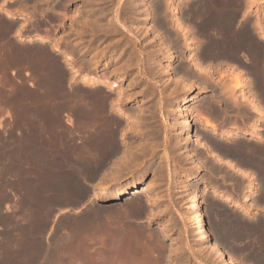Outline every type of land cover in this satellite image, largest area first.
Returning <instances> with one entry per match:
<instances>
[{
	"label": "bare ground",
	"instance_id": "1",
	"mask_svg": "<svg viewBox=\"0 0 264 264\" xmlns=\"http://www.w3.org/2000/svg\"><path fill=\"white\" fill-rule=\"evenodd\" d=\"M60 1H63V0H60ZM96 1L98 2L100 0H96ZM102 1H104V0H102ZM253 1L254 0H179V2L177 1V3H175L176 1L174 2V0H160V1L159 0H152L150 2V4L148 3L146 8H144L146 10L145 17L139 18L136 15H130L129 14L128 19L130 21L131 20L133 21V19H134L136 24H137V25L135 24L136 25L135 27L132 26L135 28V35H139V37L141 38L142 36H145L147 34L148 35L152 34V38L154 37L155 40H152L151 36H150V39H149L150 41L147 40V42H146V36H145V42L143 43V45L140 44L143 48V51H142V55H143L142 59L143 60H141V61H143V63L141 62V64H143V67H142L143 74H141V73L138 75L134 74V76H137V77L133 78L134 79L133 81L128 80L129 83L125 86V87L128 86L127 88L123 87L122 82L124 79H126L129 76L132 68H137L139 66V61H140L139 59H140V55H141L140 50L135 49V47H133V45H131L132 48H134L133 54H135V55H132L133 58H132V56H129V57L127 56L128 57L127 59L124 58L126 53L124 50L123 51L120 50L118 52L116 51V52L112 53V55L110 54V58L113 57L114 61H111V63H107V62L102 63V58H105L109 51H106V50L102 51L101 49H99V50L96 49V46L99 43V42L97 44L95 43L97 36L99 37L100 34L107 35L109 33L110 34L114 33L118 30L117 28H116L117 30L115 29V27H112V28L107 27L106 28V26L104 25V27H100V29H98L99 27L96 25L97 26L96 29H98V30L95 29L96 30L95 32L94 31L91 32L92 33V35L90 36L91 39L89 40V38H88V40L90 41V44L86 50L84 49V51H79V47L81 46V44H80V46H78V44H79L78 42H80V40H79V41H76L75 43H73L72 45L69 44L68 47H71L70 49L68 48L70 50V52L69 51L66 52L63 50L61 51V52L65 53V56L68 59L70 58L69 59L70 61L72 59V61L70 63L71 65L69 64L71 69H72V71H71L72 75L68 78L69 84L67 83L68 85L64 86V79H66L67 76L64 75L65 73L59 72V70L61 68L59 66L60 63H59V65L57 63H55V70H54L55 81L53 80L55 86H53V82H51L53 78H51V77L48 78V79H51V81H50L51 87L53 86L52 89H51V87L50 88L48 87V89H51V92H52V90H55V93H53V94H55L54 95L55 104H53L54 102L52 103L53 105H55V108L52 107V109L55 110V142H54L55 143V149H53L55 151V172L54 173L49 172V173H44V174L55 175V176L50 175L51 177H53V182H54L53 187H52V189H53L52 193L53 194L49 198L48 197L45 198L46 196H44L43 194H41V192H39V188L37 186L36 187L32 186L33 185L32 184V178H31L33 176L32 171L28 170L27 173L24 174V175H26L25 176L26 179L23 178L24 175H21L23 172L19 171L21 173V174H19V172L17 171V173L14 174V175L19 174L18 181H20L22 179H24L26 181V184L23 182L24 180L22 181V183H24L28 187V188H26L24 186L26 188V189L25 188L24 189L27 190L26 191L27 195H26V200H25L26 201V212H27L28 218L29 217H31V219L34 218L33 220L35 221V227H36L35 231L37 233H40L42 231L41 230L42 227H43V229H45L44 227L47 226V216L49 215V213H51V210L53 209L51 206H53L54 204H55V206L60 205L62 203H63V205H66L67 203L66 204H64V203L69 202V201H72L71 203H73V202L78 203L80 201H83V200L86 201L87 200L86 202L83 201L86 204L82 203L83 204L82 208H80V209L77 208L76 210H74L75 208H73L74 211H71L72 217L68 216L71 219L69 218V220H67L66 222L64 221L66 224H68L69 230L67 229V231H65V229L63 228L64 227V225H63L64 223H63L62 229L64 231H61V232L65 233V234L58 236L57 233L55 232L56 233L55 236H58L57 238L55 237V252L53 253V255L49 254L50 259H52V257H50V256H54V254H55V256L53 257V259L55 258L54 259L55 264H174L171 261V258L173 259V256H175L176 253L178 254V252H176V251H178L179 249L175 251V248H173L171 245H169V244L166 246H165V244L163 245V240L166 239V237L168 236V234H167L168 228H166L168 226L165 225L166 226L165 227L163 225L162 226L156 225L154 227V233H150V232L148 233L147 228H146L147 231H145L144 226H142V227H144V229L140 228L141 230H143V232L142 231L139 232L140 229L138 230V228H136V227H135L137 229L136 231H138V232L136 233L133 231L134 228L132 225L134 224V222L138 218L139 214L147 212L149 216H151L153 218H155V217L157 218L158 216L163 215L166 212V209L168 208V207L166 208L163 206L164 207L163 209L162 208L161 209H155V208H160V206L163 204V203L161 204V201H162L161 198L159 199V197H158L161 195H158L155 192L154 186L156 185V183H153V181L156 182L155 180L151 179V180H153L151 183H147L145 181L142 183L143 179L145 178V174H143L140 177V184L134 185L130 191L128 190V188H126L127 184L124 188L118 189V191L113 196L114 198L119 199V198L123 197L125 194H130V197H128V199H127L128 201L126 199H124V200H126V202L124 201L125 205H119V206L95 203L92 200V198H94L96 196L95 188L98 187V188H104L105 189V188L109 187L110 184L119 183V180L122 178V176L126 175L129 171H134L135 169H137L138 166L144 164V162H146L148 160L153 161V159L157 155V150L159 147H161V149L163 150L162 151L163 153L161 152V160L166 162V163H167V160L169 162L171 160V158L173 157V156H171V154L168 153V151H167L168 147L173 148V150L174 149L178 150L179 148L184 147L185 148L184 151H186V153H184V155L189 157L191 159V161L193 162V169L199 170L200 167L203 166L202 165L203 163H201V161H202L201 159L199 160L196 157V152L194 153V151H196V149H198V148H202V149H206L208 151L207 153H209V156L212 157L214 159V161H217L218 163L223 164V166L225 165L226 167H228L230 169H234L236 167L231 162L230 156L228 155V151L231 149H240L241 151H245V150L248 151L249 146L245 141L246 140L245 134H253L255 136H259L258 135V126L256 123L259 120V118L264 114V26L262 24L263 22H262L261 17L259 18L258 15H257L255 20L252 19V15H253L252 14V12H253L252 7H253V5L257 4L256 2L254 3ZM259 1H260L261 5L264 4V0H259ZM15 2H17V0ZM93 2H95V0ZM106 2H107V0H106ZM131 2H132V0H131ZM131 2H129L130 5H131ZM13 3H12V5H13ZM26 5H28V4L26 3ZM63 5L66 6V3H64V2L61 3V6L64 8ZM98 5H99V3H98ZM103 5H104V3H103ZM105 5H106V3H105ZM116 5H117V3H116ZM123 5H124V3H123ZM141 5H143L142 1L133 0L132 5L130 6V7L135 6V8H136V11L133 13H138V7ZM2 6H3V4H2ZM8 6H9V3H8ZM24 6H23V8H25ZM90 6H91V3H90ZM96 6H94V7H96ZM4 7L2 8L0 5V13H2L4 18H6L8 21L6 20V22H3L2 21V20H4L3 16H2V19L0 18L1 19L0 20V35L5 34L6 32H8L12 29V25H15L13 23L15 19L17 20V19L23 18L22 16L15 13L17 10L14 12L11 10H6V9H4ZM35 7H33V8L35 9ZM82 7H83V5H82ZM100 7H101V5H100ZM257 7H258V5H257ZM92 8H93V6H92ZM64 9H63V11H65ZM77 9H79V8H77ZM98 9H99V7H98ZM107 9L108 8H106V10ZM258 9H260V8H258ZM258 9H255V14L259 13ZM100 10H102V9L100 8ZM140 10H142V9L140 8ZM63 11H61V13ZM89 11H88V13H89ZM124 11H125V9H124ZM23 12H26V11H23ZM73 12H75V11H73ZM128 12H130V11H128ZM63 13L65 15V12H63ZM99 13H101V12H99ZM104 13H106V12H104ZM56 14H57V12H56ZM79 14H80V12H79ZM81 14H80V16H81ZM161 14L163 15V17L161 16ZM21 15H22V13H21ZM29 15H31V14H29ZM32 15H33V13H32ZM99 15H101V14H99ZM71 16H73V15H71ZM101 16H99V17H101ZM124 16H123V18L122 17L121 18L127 20V17H124ZM261 16H262V14H261ZM61 17L63 18V16H61ZM110 17H109V19H112ZM94 19H95V17H94ZM139 19H141V21L150 20L151 22H153V25H151V27L149 25V28L145 27L146 29L144 30L145 25H143V24L139 25V23L136 21ZM166 19L168 20V22H166ZM91 21H90V23H93V21L92 22ZM27 22H29V21H27ZM71 22L74 24L73 21H71ZM61 23H62V21H61ZM85 23H87V22H85ZM98 23H100V22H98ZM121 23H123V22H121ZM75 24H76V22H75ZM108 24H110V26H111V22ZM19 25H21V24H19ZM87 25H89V24H87ZM92 25L94 26V24H91V26L89 25V27H91V29H92ZM100 25H102V24H100ZM26 26H28V24ZM13 27H15V26H13ZM78 27H79V25H78ZM18 28L20 29V26ZM33 28H34V26H33ZM79 28H81V27H79ZM85 28H87L86 25H85ZM127 28H128V25H127ZM19 29L18 30L15 29L16 32L14 31L16 33V35L15 34L14 35L16 36L17 41H19V43L20 42H31V41H38L41 43L46 42V39L42 36V34L41 35L40 34L32 35L29 33L27 35L26 34L22 35V34H20ZM21 29H24V28L22 27ZM39 29H41V28H39ZM128 30H129V28H128ZM70 32H71V30H70ZM75 32H77V31L75 30ZM79 32L80 31H78V33ZM117 32H119V31H117ZM82 34L86 35L85 33H81V35ZM114 34H116V33H114ZM133 34H134V32H133ZM77 35L78 34H76V36ZM0 38H2V37L0 36ZM140 38H138V39H140ZM135 39H137V37H135ZM62 41H63V39H62ZM114 41H115V39H114ZM130 41L131 40H129L128 42L130 43ZM81 42H82V40H81ZM117 42H119V41H117ZM149 42H151V44H149ZM110 43H107V44H110ZM59 44H60V42H59ZM133 44H135V42ZM119 45H120V43H119ZM129 45L130 44H128V46ZM125 46H127V45L125 44ZM52 47L54 48V50H58L57 45H55V47L54 46H52ZM22 51H23L22 54H20V51H19L20 56L22 55L24 57V56H26L27 53H28V55L33 54V55H35L34 57L39 58V60H38L39 62H40V58L43 60V58H44L43 55L45 54L43 52L44 48L43 49H40V48H38V49H35V48L34 49H25V47H24V50H22ZM130 51L131 52H129V53L133 52V50H130ZM101 52H102V54H101ZM15 55H17V54H14V56ZM86 55H88V57H86ZM17 56H15V57H17ZM26 57L28 58V56H26ZM130 57L132 59H135V60L134 61L132 60V62H131ZM38 58H36V59H38ZM24 59H25V57H24ZM122 61H124V62H122ZM45 62L46 61H44V63H42V65L39 63L40 67L42 66L41 68H43V64L45 65ZM48 63H47L48 68H50L49 65H51V64H50V62H48ZM39 64H37V65H39ZM118 64H120V65H118ZM74 65L77 66V68L74 67ZM111 66H113V67H111ZM44 68H47V67L45 66ZM53 69L50 68V70H53ZM80 69H85V73H83L82 75L80 74V78H79V77H76V75ZM50 70H49V73L47 71L46 74L48 73V75H49ZM45 71H46V69H45ZM60 71H62V70H60ZM28 72H29V70H28ZM51 73H53V72L51 71ZM118 73H120V75H117ZM29 74H31V73L29 72ZM29 74H27V72H26V75L29 76ZM50 75L52 76V74H50ZM131 78H129V79H131ZM142 78L147 80V82H145V81L144 82H145V86L148 87L147 91L149 93V94H147L148 96L145 100H143V102L148 101L150 103H148V105H145V107H142V106L141 107H139V106L135 107V106H132V102H134L136 99L138 100V95H140L139 93H141L140 96H144L147 92L145 93V89H144V91H142V89L144 88V86H143L142 89H140V90L138 89L139 90L138 94L134 90L136 92L135 97H134V93L131 92V86L132 85H135V86L140 85L143 81ZM148 78L150 79L151 83L148 82ZM19 81L20 80H17L18 83H20ZM29 81H30V79H29ZM28 83H29L30 87H34L35 82L33 83V80L28 82ZM158 85H160L159 90H158ZM1 86H2L1 87L2 89L0 91V112L3 111L2 105L5 104V100H7V102H8V97L10 99L14 98L12 95L9 96V93L7 92V89H9V88H5L3 85H1ZM37 87L39 89V86H37ZM193 88H198L201 91L206 90V89H209V90L211 89L213 91V94L210 96H198V97L192 98V97H189L187 92H189ZM11 89L12 88H10L9 91H11ZM40 89H41V87H40ZM35 90H37V89H35ZM35 90L34 91L31 90V91L35 92ZM27 92H28V94L26 93L25 96H28L30 94L29 93L30 91H27ZM33 92H31L32 95L34 94ZM49 92H50V90H48V93ZM36 94L39 96L37 97ZM36 94H34V97L36 98L35 101L37 100V98L41 99L40 94L38 93V90H37ZM53 94H51V95H53ZM14 100H16V99L14 98ZM34 103H36V102H34ZM18 104H22V103L19 102ZM39 104H40V100H39ZM143 104L144 103H142V105ZM40 105L38 106L39 108H41V106H42V105L41 106ZM34 106H36V108H37V105H34ZM49 107H51V106H49ZM149 107H151V110H149V111H152V109H154L156 111V110L161 109V108L164 110V112H162L163 120L161 122L162 124H160V127L157 126V124H154L155 126L150 125L151 123H150L149 119H151V118L148 119V117L152 113L150 114L148 112ZM36 108H34V109H36ZM230 108L237 109L238 111L242 112L243 114L248 112V111L253 112V113H255L256 117H255L254 121L250 125H247V126L232 123V125H234V126L230 127L226 123V121H224L225 119L221 123L217 122V118H216L215 113H217V112L226 113V112H228V109H230ZM25 110L23 111L25 113L24 115H22L23 112L21 113L22 116H27L26 114H28L30 112L31 117H27V119L28 118L30 119L32 117H36V116H33L31 114V111H30L31 108L29 109V111L26 110L28 113H26ZM39 110H38V114L36 112V115L38 116L37 119L40 118L39 114H41V113H39ZM42 110H44V109L42 108ZM48 111H50V110H48ZM48 111H45V113H49ZM189 111L190 112L195 111L197 114V117H195L193 122L186 119V117L189 115ZM40 112H42V111H40ZM152 112L154 113V111H152ZM32 113H33V111H32ZM33 114H35V113H33ZM162 114H160V116ZM42 115H46V114H44V113L41 114V117H42ZM50 115H51V112H50L49 116ZM47 116H48V114H47ZM63 116L65 118L63 120L64 121L63 123L66 124V127H64L62 125V122H61ZM144 116H145V119L142 121V118ZM153 117H155V116H153ZM47 118L49 119V117H47ZM22 119H23V117H22ZM27 119H26V121L29 120V119L28 120ZM41 119H43V118H41ZM157 120H156V122H157ZM30 121H31V119H30ZM49 121H51V119H49ZM151 121H152V119H151ZM156 122H154V123H156ZM32 125H30V126L32 127ZM193 125H196V126L199 125L202 127L201 129H205L206 132L208 131V137H209L208 140L211 139L212 140L211 142H214L215 144H217L216 147H218V148L215 149L214 148L215 146L212 147L211 144L207 143L208 142V140H206L207 134L205 135L202 132L204 134V136H206L204 138L202 133L196 131L197 129L196 130L191 129ZM40 126L41 125H39V127ZM143 126H145L146 129ZM0 127H1V125H0ZM178 127H180V129L177 130ZM41 128H42V126H41ZM41 128H39V129H41ZM32 129H34V128L32 127ZM36 129H37V127H36ZM190 129H191V131H190ZM38 130H37V132H38L37 134L35 132H33L32 130L31 131H32V134L34 133L33 135L36 134L40 138L41 135L39 136V133L41 132V130H39L40 132ZM174 130L177 131V133H176L177 138L174 139L175 141H172L169 137H167L169 135H166V134L171 133ZM186 132H188V133L190 132L189 137L187 135L185 136ZM31 135L29 136L30 139H28V136L25 138L28 140L27 141L25 140L26 141V144H25L26 147L25 148L23 147L24 148L23 151H25L26 154H28L27 152H30L31 156H32V153L34 150H35L34 153L39 152L37 154H40V155L48 154V152H46V150H45L46 153L43 151L44 150V148H42L43 143L38 141L39 140L38 138H37V140H35L36 136L34 137L32 135L34 138V140H33L31 138L32 137ZM129 135L131 136L130 139L128 138ZM160 135L162 136L161 139L158 138V137H160ZM227 137H232V138L229 141L222 142V140L226 139ZM257 138H259V137H257ZM23 140L24 139H22V141ZM41 141H43V140H41ZM17 142H19V141H17ZM190 142H194V144L197 146V148H194V151L190 150L191 148L190 149L187 148V145ZM44 143H47V142L44 141ZM4 146H6V145L4 144ZM18 146H19V144H18ZM22 146H24L23 143H22ZM19 147H21V146H19ZM19 147H18L17 152H19V150L22 151V147H21V149ZM15 149H14V151H15ZM202 149H200V150H202ZM5 150L3 148V151H2L3 156H0V157L4 158L5 155L3 152ZM258 151L261 154L259 158L245 156L242 158L241 162H243L244 164H249L255 168H258L259 175L262 176L264 179V148L261 147V148H259ZM5 152H7V150ZM22 152H20V153H22ZM25 152H24V154H25ZM42 152H44V154ZM169 152L171 153L172 151L169 150ZM5 154H7V153H5ZM177 154L179 155V153H176V155ZM0 155H1V152H0ZM15 155L17 156V155H19V153H17V154L15 153ZM30 155H26V157L27 156L30 157ZM33 155H35L34 157L37 156L36 154H33ZM184 155H182V156L184 157ZM224 156H226L228 158H225ZM37 157H39V156H37ZM179 158H181V157H178V159L176 158L177 161L181 160ZM184 158H186V157H184ZM175 160L173 159V161H175ZM158 161H159V159L157 160V162ZM159 163H161V162H159ZM162 164H165V163H162ZM162 164L160 165L161 167H162ZM176 164H178V163H176ZM214 164H215V162H214ZM173 165L175 166V164H173ZM178 165H181V164H178ZM213 165H211V167ZM3 168H4V166H3ZM242 168H243L242 165L239 166L237 169V173L248 179V184L246 185L247 187L244 188L245 190L243 192L244 193V196L242 199V202H243V201L249 200L250 195L255 192V189H256L255 184L257 182H255V179L253 178V176H251L250 174L248 175ZM157 169H158V167H157ZM163 169H164V167H163ZM173 169L174 168H172L171 170H173ZM211 169H213V167ZM164 170H162V171H164ZM165 172H164V174H166ZM0 173H1V171H0ZM169 173H168V175L170 176ZM34 174H35V172H34ZM39 174L43 175L42 173H38L36 175H39ZM161 175L165 177L167 174L163 175L161 173ZM161 175H158V177ZM171 175H172V173H171ZM194 175H195L194 172L183 171L182 173L179 174V179H178L177 186H176L177 187V190H176L177 196L176 197H179L181 199L182 197L184 198L185 196H188L187 198H184L187 200V201H184V202H186V205H184L182 207V209L180 208V210L177 211V216L180 217V219H182V221L186 224V226L184 228V232H182V231L181 232L184 233L186 236H188L189 232H191L195 236V238L193 239L194 244L192 245L193 250L195 252L200 253V255H202V253L204 255V252L208 250V252L211 255H213L216 258V260H219L220 264H236L235 260L230 256V254L228 255V252L226 253L224 251V249H222L223 247H221V243H220L221 241L220 240H222V241L227 240V242H228L229 237L237 236V232H239V231H238V229H234V230L230 231L231 235L229 234L227 236L226 235L227 232H226V234L222 232V230L224 228L223 227L224 224L222 225V224H220V222H219V224H217V222L216 223L214 222L216 224V226H215L216 230L215 229L214 230L217 231V234L223 233L222 237H224L223 236L224 234L226 236L224 237V239L221 238L220 240L217 238V236L212 237L213 235L210 234L211 231H209V227H207V221L205 219L206 213L203 210L204 208L202 209V206H201L202 205V194L204 192H206L205 190H208L209 188H211V190H209L212 192L211 193L212 196L210 195L211 197L222 196L221 198H222L223 202L232 203L236 207L241 206V201L236 200V197H233L232 194L222 195V192H223L221 189L222 186L219 187V185H218L219 183H217L216 185H218V186L213 184V185H215V187H211L210 181H212V180L208 179V178H205V179H203L204 177L202 178L204 185L199 184V185H196L195 187L192 186V185H194V184H192V179H193ZM222 175H224V174H222ZM222 175H219V176L223 177ZM164 177H162V179ZM168 178H166V179H168ZM160 179H161V177H160ZM208 180H210V181H208ZM162 181L164 182V180H162ZM262 181H264V180H262ZM37 182H39V179L37 180ZM14 183L12 181L13 185H15ZM20 183H21V181H20ZM226 183H227V181H226ZM38 184H40V183H38ZM159 184H161V183H159ZM43 185H45V184H43ZM118 185L120 186V184H118ZM173 185H175V184H173ZM222 185H223V183H222ZM40 186L42 187V185H40ZM9 188H11V187H9ZM262 188H264V187H262ZM5 190L6 189H3V190L1 189V191H5ZM158 190H160V189H158ZM40 191H42V190H40ZM166 193H168V192H166ZM2 194H4V193H2ZM41 195H43V196H41ZM155 195L157 197H155ZM143 198H144V200H143ZM261 198H262V200H264V192H263ZM19 201H21V199ZM71 203H68V204H71ZM80 203H78V204H80ZM210 204H211V202H210ZM74 205L76 206V204H74ZM211 205H213V204H211ZM67 206H69V205H66V207ZM6 209L9 211V213L12 216H10V219H9V217L6 219L4 218L5 219V220L3 219L4 222H1L3 225L2 224L0 225V227H4V230H5L4 234H0V264H22V260L24 261V259H25L24 257L25 256L27 257L28 255H29V258H30V256L32 257L34 264H35V261L37 262V260L38 259L40 260V258L42 260L44 258V260H45V258H46L45 256L49 251L47 252V246H44V244H41L43 241L40 242L41 245H38L34 242H32L33 244L30 242L25 243V241H23L24 239L19 240L18 237H15L16 235L22 236L20 234V228H19V230L17 229V227H19V225H17V224L20 221V215L17 216V213L18 212L20 213V211H19L20 207L19 206H14V207L10 206L9 207V205H8ZM16 209L18 210L17 213H16ZM71 212H70V214H71ZM208 212H210V211H208ZM141 215H143V214H141ZM4 217H6V216H4ZM262 217H264V216H262ZM66 219H64V220H66ZM149 219H150V217H149ZM234 219H236V218H234ZM259 220H258L257 227H258V225L261 226V224L264 225V220H262V221H259ZM58 222H57V224H58ZM226 222H224V223H226ZM235 222H236V220H235ZM237 222H240V221L237 220ZM61 223H62V221L59 222L58 225L56 224L55 231L60 228ZM255 223L256 222H254L252 224L255 225ZM227 224H229V222H227ZM231 225H226V226H229L228 227V229H229ZM238 225H240V223H238ZM15 226H16V229H13V227H15ZM130 226L133 230L130 228ZM232 226H234V225H232ZM10 227H11V230L12 229L14 231L18 230V232H15V233L12 230L14 233V234L13 233L12 234L14 236L13 235L10 236L8 233V229ZM67 227H65V228H67ZM241 227H243L242 224H241ZM246 227H247V225H246ZM251 227H252L251 231L253 232V229H255V228L253 226H251ZM235 228H238V226ZM248 228H249V226H248ZM258 228H260V227H258ZM262 228H264V226H261L260 229H262ZM239 229H241V228H239ZM249 229H247V230L250 231ZM235 230H237V232ZM259 230L256 228L255 231L259 232ZM244 231H246V229ZM261 231H263V229L260 230V233H261ZM144 232H147V233H144ZM41 233H44V232L42 231ZM247 234L249 235V232L245 233V236H247ZM250 234H252V233L250 232ZM238 236H237V238H238ZM241 237L244 238V236H241ZM241 237H239V239H242ZM249 237H250L249 239H252L251 235H249ZM259 237L257 236L256 239L254 238L257 241H256V243H254L255 240H253L254 241L253 244H260L261 237H260V239H257ZM263 238H264V236L262 237V239ZM37 239H36V241H38V243H39V240H37ZM29 240H30V238H29ZM40 240H41V238H40ZM259 240H260V242L257 243ZM236 241H238V240H236ZM245 242H249V241L246 240ZM184 243H186V242H184ZM186 245H187V243H186ZM248 245H250V244H248ZM253 246H255V245H253ZM262 246L264 248V244ZM237 247H239V246H237ZM247 247L250 250L251 246H250V248H249V246H247ZM256 247H258V246L256 245ZM260 247H261V244H260ZM48 248H49L48 250L51 251L50 247H48ZM176 248H177V246H176ZM178 248H179V246H178ZM258 248H255V249L259 250ZM260 250L264 251V249L262 250L261 248H260ZM182 251H184V250H182ZM240 251H241V249H240ZM195 252H193V253H195ZM198 253H197V255H198ZM258 253H259V251H258ZM263 254L264 253L262 252V255ZM208 256H209V254H207V257ZM47 257H48V255H47ZM176 257L178 258V256H176ZM250 257H252V256H250ZM255 257H257V256H255ZM258 257H260V256H258ZM27 258H26V260H27ZM260 259H263V257L262 258L260 257ZM31 260L29 261L30 263H32ZM54 260H52V261H54ZM249 261H251V260H249ZM252 261H254V260H252ZM262 261H264V260H262ZM42 262H44V261H42ZM256 262L259 263V261H256ZM258 263H255V264H258ZM27 264H28V262H27ZM40 264H41V262H40ZM182 264H183V262H182ZM194 264H203V263H201L199 261H195ZM217 264H218V262H217Z\"/></svg>",
	"mask_w": 264,
	"mask_h": 264
},
{
	"label": "rangeland",
	"instance_id": "2",
	"mask_svg": "<svg viewBox=\"0 0 264 264\" xmlns=\"http://www.w3.org/2000/svg\"><path fill=\"white\" fill-rule=\"evenodd\" d=\"M16 0H13V2H15ZM19 0H17V2H18ZM27 1V4L29 5H26V4H24L23 6L25 7V8H23V6L21 5H19V3L18 4H16V3H13V5L11 4L10 6H8V5H4L3 4V6H2V4H1V7L3 8L4 6V9H6V10H11V11H16L15 13H17L18 15H20V16H22L23 18L21 19H15L14 20V24L15 25H12V31L10 30V31H8L7 33H5V34H3V35H1V39L2 40H6V41H8L7 43H6V45H8V47L10 48V53H8V52H5L4 51V48H5V45L4 44H2L1 46H0V74H4L5 72H6V68H5V61H10L11 62V70H14V71H27L28 72V70H29V72L31 73V74H29V72H28V74H29V76L27 75V76H25V77H11V78H4V77H1L0 78V91H1V85H3L5 88H12L11 89V91H9V89H7V92L9 93V96H10V93L11 92H13V93H18V94H20L21 95V97H22V101H23V103L24 104H28V105H31V104H39V100H40V104H50L51 102H52V97H51V95H48V96H44V95H42L43 93H46V91L47 90H50V92H51V89H52V87L53 86H55V84H54V82H53V80L55 81V73H54V70H55V63H57L58 65H59V63H60V70H62V71H60L59 70V72L61 73H65L64 75H66L67 77H66V79H64V86L65 85H68L69 84V82H68V78L72 75V69H71V67H70V63H71V61H72V59H71V61L65 56V53H63V52H61L62 50L63 51H66V52H70V48L71 47H68L69 46V44L70 45H72L73 43H75L76 41H79L80 40V42H78L79 44H78V46H80V44H81V46L79 47V51H84V49L86 50L87 48H88V46H89V44H90V39H91V35H92V33L91 32H95L96 30H98V29H100V27H104V25L106 26V28L108 27H115V29L117 30V31H119V32H114V33H116V34H114V33H109V34H107V35H104V34H100L99 35V37L97 36V38H96V40H95V43L97 44L98 42V44H97V46H96V49H101L102 51L104 50H106V51H109L108 53H107V55H106V59L105 58H102V63H111V61H114V59H113V57H111L110 58V54L112 55V53H114V52H118V51H125V53H126V55H125V57L124 58H128L129 56H132V55H135V54H133L134 53V48H132V46L131 45H133V47H135V49H139L140 50V54L142 55V51H143V48H142V46L141 45H143V43L145 42V36H146V42H147V40L148 41H150L149 39H150V36H151V39L152 40H155V38L153 39L152 38V34H147V35H145V36H142L141 38L139 37V35H135V26L137 25L136 24V22H135V20L133 19V21L131 20H129L128 19V15L130 14V15H136V16H138L139 18H142V17H145V14H146V10L144 9V8H146V6L148 5V3L150 4V2L152 1V0H140V1H142L143 2V5H141V6H139L138 7V13H133V12H135L136 11V8H135V6H133V7H130L131 5H132V3H133V0H132V2H131V0H107V2H106V0H104V1H102V0H100V1H96L95 0V2H93L94 0H63V1H60V0H26ZM57 1V2H56ZM60 1V2H59ZM146 1V2H145ZM160 1V0H159ZM176 1V2H175ZM177 1L179 2V0H174V2L175 3H177ZM59 2V3H58ZM66 3V6H64V8L61 6V3ZM84 2V3H83ZM86 2V3H85ZM102 2V3H101ZM110 2V3H109ZM129 2H131V5H130V3ZM254 3L256 2L257 4L256 5H253V12H252V19L253 20H255L256 19V17H257V15H258V17L260 18L261 17V19H262V24H263V26H264V4H260V1L258 0H254L253 1ZM90 3H91V6H90ZM98 3H99V5H98ZM103 3H104V5H103ZM105 3H106V5H105ZM116 3H117V5H116ZM123 3H124V5H123ZM128 3V4H127ZM37 5V6H36ZM57 7H56V6ZM82 5H83V7H82ZM97 5V6H96ZM100 5H101V7H100ZM103 5V6H102ZM110 5V6H109ZM123 5V6H122ZM130 5V6H129ZM257 5H258V7H257ZM32 6V7H31ZM36 6V7H35ZM88 6V7H87ZM92 6H93V8H92ZM94 6H96V7H94ZM106 6V7H105ZM144 6V7H143ZM13 7V8H12ZM22 7V8H21ZM33 7H35V9L33 8ZM65 10V11H63V9ZM82 7V8H81ZM98 7H99V9H98ZM105 9H104V8ZM257 7V8H256ZM8 8V9H7ZM17 8V9H16ZM19 8V9H18ZM27 8V9H26ZM32 8V9H31ZM77 8H79V9H77ZM97 8V9H96ZM100 8L102 9V10H100ZM106 8H108L107 10H106ZM132 8V9H131ZM140 8L143 10H140ZM258 8H260V9H258ZM26 9V10H25ZM30 9V10H29ZM34 9V10H33ZM37 9V10H36ZM82 9V10H81ZM93 9V10H92ZM124 9H125V11H124ZM255 9H258V14H255ZM28 10V11H27ZM42 10V11H41ZM58 10V11H57ZM67 10V11H66ZM90 10V11H89ZM22 13V15H21V13ZM23 11H26V12H23ZM44 11V12H43ZM61 11H63V12H65V15H64V13L62 12L61 13ZM73 11H75V12H73ZM82 11V12H81ZM88 11H89V13H88ZM118 13H117V12ZM128 11H130V12H128ZM140 11V12H139ZM29 12V13H28ZM33 13V15H32V13ZM37 12V13H36ZM39 12V13H38ZM41 12V13H40ZM46 12V13H45ZM56 12H57V14H56ZM79 12H80V14H81V16H80V14H79ZM99 12H101V13H99ZM104 12H106V13H104ZM145 12V13H144ZM24 13V14H23ZM28 13V14H27ZM59 13V14H58ZM73 13V14H72ZM88 13V14H87ZM91 13V14H90ZM104 13V14H103ZM133 13V14H132ZM162 13V12H161ZM29 14H31V15H29ZM56 14V15H55ZM99 14H103L102 16L101 15H99ZM106 14V15H105ZM112 14V15H111ZM117 14V15H116ZM119 14V15H118ZM163 14V13H162ZM161 14V16L163 17V15ZM260 14V15H259ZM261 14H262V16H261ZM59 15V16H58ZM71 15H73V16H71ZM76 17H75V16ZM79 15V16H78ZM86 15V16H85ZM125 15V16H124ZM255 15V16H254ZM2 16H3V14H0V18L2 19ZM37 16V17H36ZM57 16V17H56ZM61 16H63V18L61 17ZM66 16V17H65ZM71 16V17H70ZM99 16H101V17H99ZM111 16V17H110ZM113 16V17H112ZM123 16L124 17H127V20L126 19H122L123 18ZM28 17V18H27ZM61 17V18H60ZM75 19H74V18ZM82 17V18H81ZM94 17H95V19H94ZM109 17L110 18H112V19H109ZM122 17V18H121ZM3 18H4V16H3ZM56 18V19H55ZM69 18V19H68ZM72 18V19H71ZM82 20H81V19ZM106 18V19H105ZM0 19V20H1ZM35 19V20H34ZM93 19V20H92ZM6 18H4V20H2L3 22H6ZM33 20V21H32ZM48 20V21H47ZM62 21V23H61V21ZM73 21L74 22V24L71 22V21ZM85 22H87V23H85ZM92 20L93 21V23H90V21ZM108 22V23H110L111 22V26H110V24H108L106 21ZM111 20V21H110ZM8 21V20H7ZM27 21H29V22H26ZM83 21V22H82ZM89 21V22H88ZM91 21V22H92ZM110 21V22H109ZM126 21V22H125ZM138 23H139V25H145L144 26V30L148 27L149 28V25H150V27H151V25H153V22H151L150 20H143V21H141V19H139V20H136ZM16 22V23H15ZM25 22V23H24ZM56 22V23H55ZM75 22H76V24H75ZM82 22V23H81ZM95 22V23H94ZM98 22H100V23H97ZM106 24H105V23ZM113 22V23H112ZM121 22H123V23H121ZM128 22V23H127ZM132 22H134L132 25L130 24V23ZM166 22H168V20L166 19ZM12 23V24H13ZM59 23V24H58ZM19 24H22V26H20ZM28 24V26H26ZM30 24V25H29ZM57 24V25H56ZM79 25V27H81V28H79L78 27V25ZM81 24V25H80ZM87 26V28H85V25ZM87 24H89L90 26H91V24H94V26L92 25V29H91V27H89V25H87ZM100 24H102V25H100ZM136 24V25H135ZM17 25V26H16ZM71 25V26H70ZM99 27L98 29H96L97 28V26ZM109 25V26H108ZM114 25V26H113ZM127 25H128V28H129V30H128V28H127ZM131 25V26H130ZM13 26H15V27H13ZM20 26V29L18 28ZM33 26H34V28H33ZM67 26V27H66ZM96 26V27H95ZM117 26V27H116ZM125 26V27H124ZM132 26H134V27H132ZM24 28V29H21V28ZM75 27V28H74ZM77 27V28H76ZM95 27V28H94ZM146 27V28H145ZM39 28H41V29H39ZM127 28V29H126ZM134 28V29H133ZM15 29L16 30H20V34H22V35H27V34H32V35H36V34H42V36L46 39V42H44V43H41V42H38V41H31V42H20L19 43V41H17V38H16V31H15ZM26 29V30H25ZM29 29V30H28ZM36 29V30H35ZM73 29V30H72ZM89 31H88V30ZM96 29V30H95ZM38 30V31H37ZM70 30H71V32H70ZM75 30L77 31V32H75ZM84 30V31H83ZM92 30V31H91ZM143 30V31H144ZM15 31V32H14ZM28 31V32H27ZM67 31V32H66ZM78 31H80L81 33H85L86 35H84V34H82L81 35V33L79 34L78 33ZM87 31V32H86ZM11 32V33H10ZM132 32V33H131ZM133 32H134V34H133ZM65 33V34H64ZM75 33V34H74ZM122 33V34H121ZM10 34V35H9ZM13 34V35H12ZM15 34V35H14ZM75 36H74V35ZM76 34H78L77 36H76ZM122 36H121V35ZM71 35V36H70ZM114 35V36H113ZM111 38H110V37ZM121 38H120V37ZM124 36V37H123ZM137 37V39L138 38H140V39H135V37ZM5 37V38H4ZM129 37V38H128ZM4 38V39H3ZM65 38V39H64ZM69 38V39H68ZM88 38H89V40H88ZM115 39V41H114V39ZM119 38V39H118ZM125 38V39H124ZM131 40L130 41V43L128 42L129 40ZM62 39H63V41H62ZM85 39V40H84ZM87 39V40H86ZM142 39V40H141ZM81 40H82V42H81ZM84 40V41H83ZM127 40V41H126ZM151 40V41H152ZM111 43H110V42ZM117 41H119V42H117ZM141 41V42H140ZM54 42V43H53ZM59 42H60V44H59ZM66 42V43H65ZM116 42V43H115ZM122 42V43H121ZM126 42V43H125ZM132 42V43H131ZM135 42V44H133ZM64 43V44H63ZM87 43V44H86ZM107 43H110V44H107ZM119 43H120V45H119ZM124 43V44H123ZM130 44L129 46H128V44ZM20 44V45H19ZM116 44V45H115ZM125 44L127 45V46H125ZM138 44V45H137ZM141 44V45H140ZM149 44H151V42H149ZM51 45V46H50ZM55 45H57V47H58V50H54V48L52 47V46H54L55 47ZM106 45V46H105ZM122 45V46H121ZM25 47V49H38V48H40V49H43L44 48V58H43V60L40 58V62L38 61L39 60V58L38 57H34L35 55H33V54H31V55H28V53L26 54V56H28V58L26 57V56H24L25 57V59H24V57L22 58L21 56H20V54H22L23 53V51L22 50H24V47ZM29 46V47H28ZM65 46V47H64ZM101 46V47H100ZM104 46V47H103ZM31 47V48H30ZM67 47V48H66ZM83 47V48H82ZM122 47V48H121ZM131 47V48H130ZM69 48V49H68ZM103 48V49H102ZM106 48V49H105ZM128 48V49H127ZM130 48V49H129ZM128 50V51H127ZM130 50H133V52L132 53H129V52H131ZM19 51H20V54H19ZM129 53V54H128ZM14 54H19L18 56L17 55H15V56H17V57H15L14 56ZM47 54V55H46ZM101 54H102V52H101ZM140 55V61H139V68L137 69V68H132V70H131V73L129 74V76L126 78V79H124L123 80V87H125L129 82H128V80L129 81H133L134 79L133 78H136L137 76H134V74L135 75H138V74H143V71H142V67H143V64H141V62L143 63V61H141V60H143L142 59V57H143V55L141 56ZM33 56V57H32ZM58 56V57H57ZM128 56V57H127ZM19 57V58H18ZM86 57H88V55H86ZM22 58V59H21ZM36 58H38V59H36ZM67 58V59H66ZM132 58H133V56H132ZM131 57H130V60H131V62H132V60L134 61L135 59H132ZM59 59V60H58ZM63 59V60H62ZM125 59V60H126ZM19 62H18V61ZM35 60V61H34ZM42 61V62H41ZM44 61H46L45 62V65L43 64V68L46 66L47 68H41L40 67V64L42 65V63H44ZM50 62V64L51 65H49V67L50 68H54L53 70H50V68H48V65H47V63L48 62ZM59 61V62H58ZM63 62V63H62ZM122 62H124V61H122ZM121 62V63H122ZM40 63V64H39ZM67 63V64H66ZM120 63V64H121ZM37 64H39V65H37ZM49 64V63H48ZM65 64V65H64ZM70 64V65H69ZM120 64H118V65H120ZM69 65V66H68ZM142 65V66H141ZM74 67H76L77 68V66H75L74 65ZM111 67H113V66H111ZM45 69H46V71H45ZM50 70V74H52V76L49 74L48 75V73H49V70ZM138 70V71H137ZM48 71V73L46 74V72ZM51 71L53 72V73H51ZM134 71V72H133ZM70 72V73H69ZM83 73H85V69H80L79 71H78V73H77V75H76V77H79L80 78V74L82 75ZM133 74V75H132ZM117 75H120V73H118ZM134 76V77H133ZM53 78L52 79V81H51V79H48V78ZM132 77V78H131ZM129 78H131V79H129ZM29 79H30V81H32L33 80V83H34V87H30V85H29V83L28 82H30L29 81ZM32 79V80H31ZM17 80H20L19 82L20 83H18L17 82ZM142 83L140 84V85H138V86H135V85H132L131 86V92L132 93H134V97H135V93L137 92V94L139 93V90L140 89H142L143 88V86H144V88L142 89V91H144V89H145V95L144 96H140L141 95V93H139L140 95H138V100L136 99L134 102H132V106H139V107H145V105H148V103H150V102H143V100H145L146 98H147V94H149L148 93V91H147V88L148 87H146L145 86V82H147V80L146 79H143L142 78ZM50 81L51 82H53V86L51 87V83H50ZM67 81V82H66ZM145 81V82H144ZM148 82L149 83H151L150 82V79L148 78ZM68 83V84H67ZM29 85V86H28ZM39 86V89H38V87L37 86ZM37 87V88H36ZM40 87H41V89H40ZM48 87L50 88L51 87V89H48ZM128 87V86H127ZM127 87H125V88H127ZM130 87V86H129ZM34 88V89H33ZM55 88V87H54ZM35 90V89H37L38 90V93L40 94V98L41 99H39V98H37V100L35 101V97H34V94H36L37 93V90H35V92H33V91H31V90ZM139 89V90H138ZM160 89V85H158V90ZM136 92H135V91ZM27 91H30L29 93V95L28 96H25V94L27 93L28 94V92ZM55 91V90H54ZM31 92H33L34 94L32 95V93ZM187 94L189 95V97H198V96H210V95H212L213 94V91L210 89H206V90H200V89H198V88H193V89H191L189 92H187ZM37 95V94H36ZM32 96V97H31ZM39 95H37V97H38ZM34 98V99H33ZM141 98V99H140ZM54 99H55V97H54ZM8 101H9V97H8ZM34 102H36V103H34ZM190 102V101H189ZM142 103H144L143 105H142ZM3 106V105H2ZM153 108V107H152ZM149 110H151V107H149L148 108V112L151 114L149 117H148V119L149 118H151L152 119V121H151V119H149L150 120V125L151 126H155L154 124H157V126H159L160 127V124H162L161 122H162V120H163V114H162V112H164V110L161 108V109H158V110H154V109H152V111H154V113L152 112V111H149ZM161 111V112H160ZM4 114H5V112L4 111H1L0 112V125H1V127H0V152H1V155L0 156H3L2 155V151H3V148H4V139H3V136H2V134H3V127H4ZM154 114V115H153ZM159 114V115H158ZM160 114H162L161 116H160ZM158 117H157V116ZM153 116H155V117H153ZM8 117H9V114H8ZM188 117V118H187ZM186 117V119L187 120H190L191 122H193L194 121V119H195V117H197V114H196V112L195 111H189V115ZM65 118H64V116L62 117V120H61V122H62V125L64 126V127H66V124L65 123H63ZM145 119V116L142 118V121ZM158 119V120H157ZM261 119H264V118H261ZM156 120H157V122H156ZM161 120V121H160ZM154 122H156V123H154ZM159 122V123H158ZM261 123H262V121H261ZM33 124V125H32ZM41 124V122L39 121V119H36V121H33V123L31 122V124L30 125H32V127L33 128H35V126L37 127V125L39 126ZM65 124V125H64ZM153 124V125H152ZM16 124L15 123H13V134H14V132H15V134L17 135V136H19V137H23V139L24 140H28V139H30V135L32 134V131H33V129H32V127L30 126V125H28L26 122H25V124H22V126H15ZM27 125V126H26ZM35 125V126H34ZM143 125V124H142ZM8 126H9V124H8ZM144 128H145V126H143ZM195 127V128H194ZM197 127V128H196ZM202 127L201 126H199V125H193L192 126V128L191 129H193V130H196V131H198V132H200V133H204L205 135L207 134V137L206 136H204V134H203V137L205 138L206 137V140H208V131L206 132L205 131V129H201ZM146 129V128H145ZM178 129H180V127H178L177 128V130ZM191 129H190V131H191ZM32 130V131H31ZM204 130V131H203ZM34 132V131H33ZM177 133V131L176 130H174V131H172L171 133H168V134H166V135H169V136H167V137H169L172 141H175L174 139L175 138H177L176 137V134ZM30 134V135H29ZM34 134V133H33ZM32 134V135H33ZM29 135V136H28ZM31 135V136H32ZM36 135V134H35ZM35 135H33L34 137H35ZM190 136V132L188 133V132H186V134H185V136ZM28 136V139H25L26 137ZM33 136L31 137L33 140H34V138H33ZM171 136V137H170ZM245 136V135H244ZM245 137H247V136H245ZM129 139L131 138V136L129 135V137H128ZM127 138V139H128ZM159 139H161L162 138V136L160 135V137H158ZM173 138V139H172ZM229 138V139H228ZM231 138L232 137H227L226 139H224V140H222V142H224V141H229V140H231ZM35 140H37V139H35ZM210 140V141H209ZM208 140V142L207 143H209V144H211V146L212 147H214L215 149H217L218 147H216L217 146V144H215L214 142H211L212 140L211 139H209ZM216 141V140H215ZM41 142V141H40ZM211 142V143H210ZM221 142V141H220ZM25 144H26V142H25ZM215 144V145H214ZM196 145L194 144V142H190L188 145H187V148L188 149H190V150H192V151H194V148H197V146L195 147ZM172 147V146H171ZM42 148H44V144L42 145ZM200 149H202V148H198V149H196V151H194V153L196 152V157L200 160H202L201 161V163H203L202 165L203 166H201L200 167V169L199 170H194L193 169V162L191 161V159L189 158V157H187V156H185L184 155V153H186V151H184L185 150V148L184 147H182V148H179L178 150H173V148H170V147H168V149H167V151H168V153L169 154H171V156H173L172 158H171V160L168 162V160H167V163L166 162H164V161H162L161 160V152L163 151L162 149H161V147H159L158 148V150H157V155H156V157L153 159V161L152 160H148V161H146V162H144V164H142V165H140V166H138L137 167V169H135L134 171H129L126 175H124V176H122V178L119 180V183H116V184H110L109 185V187H107V188H98V187H96L95 188V191H96V196L94 197V198H92V200L95 202V203H97V204H105V205H114V206H119V205H125V202H126V200L128 199V197H130V194H125L123 197H121V198H114L113 196L115 195V193L118 191V189H121V188H124L125 186H126V184H127V186H126V188H128V190L130 191L131 190V188L134 186V185H139L140 184V177L143 175V174H145V178L143 179V181H142V183L145 181V182H147V183H151L153 180H155L156 182H154L153 181V183H156V185L154 186V188H155V192L158 194V195H161V196H158L157 194V196L159 197V199L161 198V206H160V208H155V209H163L164 207H168L167 209H166V212L163 214V215H161V216H158L157 218L155 217V218H153V217H151V216H149L148 215V213L147 212H144V213H141V214H143V215H141V214H139L138 215V218L136 219V221L134 222V224L132 225L133 226V228H134V230L131 228V226H130V228L134 231V232H138V231H136L137 229L136 228H138V230L141 228H143L144 229V227H145V231H147L148 233L150 232V233H154V227L157 225V226H168V227H166V228H168L167 229V234H168V236L166 237V239H164L163 240V245L165 244V246L166 245H171L173 248H175V251L176 250H178V251H176V252H178V254L176 253L175 254V256H173V259L171 258V261L174 263V264H182V262H183V264H194L195 263V261H199V262H201V263H203V264H217V262H218V264H220V262H219V260H216V258L213 256V255H211L209 252H208V250L207 251H205L204 252V255H203V253H202V255H200V253H198V252H195L194 250H193V244H194V238H195V236L191 233V232H189V237L188 236H186L184 233H182V232H184V228H185V226H186V224L182 221V219H180V217H178L177 216V211L178 210H180V208L182 209V207L184 206V205H186V202H184V201H187L186 199H184V198H187L188 196H185L184 198L182 197L181 199L179 198V197H176L177 196V193H176V190H177V182H178V179H179V174L180 173H182L183 171H190V172H194L195 173V175H194V177H193V179H192V184H194V185H192V186H196V185H199V184H202V185H204L203 184V179H205V178H208V179H211L212 181H210V180H208V181H210V185H211V187H215V185L217 184V183H219L218 185H219V187H221V189H222V195H225V194H232L233 195V197H236V200H238V201H241V206H239V207H236V206H234V204H232V203H226V202H223V200H222V196H219V197H211L212 196V192L211 191H209V190H211V188H209L208 190H205L206 192H204L203 194H202V209L205 211V213H206V216H205V219H206V221H207V227H209V231H211L210 232V234L211 235H213L212 237H216L217 236V238L220 240L221 238L222 239H224V237L227 235H229L231 232L230 231H232V230H234V229H238V231L239 232H237V230H235L236 232H237V236H238V238H237V236H234V237H229V239H228V242H227V240H220L221 242V247H223L222 249H224V251L227 253L228 252V255L230 254V256L235 260V263L236 264H248V260H245V259H241V253H243L244 251H245V249H247L248 247L247 246H249V248H250V246H251V250H252V260H254L253 262H254V264L255 263H258V262H256V261H259V263L258 264H264V261H262V260H264V254L262 255V252L264 253V251H261L260 250V248L263 250L264 248H263V242H264V238L262 239V237L264 236V228H262L263 229V231H261V233H260V230H262V229H260L261 228V226H264V225H262L261 224V226L260 225H258V227H260V228H258L257 227V224H258V220L259 221H262V220H264V217H262V216H264V200H262L261 199V197H262V194H263V192H264V188H262V187H264V181H262V180H264L263 179V177L262 176H260L258 173H255V175L253 176L254 177V179H255V182H257L256 184H255V186H256V189H255V194L253 193V194H251L250 195V198H249V200H247V201H243L242 202V199H243V196H244V188L245 187H247L246 185L248 184V179L247 178H245V177H243V176H241L240 174H238L237 172H235V171H233L232 169H230V168H228V167H226L225 165L223 166V164H220V163H218L217 161H214V159L212 158V157H210L209 156V153H207L208 151L206 150V149H202V150H200ZM160 150V151H159ZM169 150H171L172 152L170 153L169 152ZM206 150V151H205ZM35 151V150H34ZM34 151H33V153H32V156H35V155H33V154H36L37 155V153H39V152H35L34 153ZM178 151V152H177ZM179 153V155L177 154L176 155V153ZM28 153V155H30V152H27ZM160 153V154H159ZM163 153V152H162ZM160 156H159V155ZM173 154V155H172ZM175 155V156H174ZM182 155H184V157H186V158H184ZM31 156V155H30ZM160 158H159V157ZM181 157V158H179V159H181V160H178L177 161V159H178V157ZM225 158H228V157H226V156H224ZM177 158V159H176ZM159 159V161L157 162V160ZM173 159L176 161H173ZM187 159V160H186ZM213 159V160H212ZM161 160V161H160ZM215 162V164L218 166H216L215 164H214V162ZM3 162H4V158L3 157H0V167H1V169L3 168V166L5 167V164H3ZM159 162H161V163H159ZM183 162V163H182ZM159 163V164H158ZM162 163H165V164H162ZM170 163V164H169ZM176 163H178V164H181V165H178V164H176ZM152 164V165H151ZM162 164V167L160 166ZM169 164V165H168ZM172 164V165H171ZM173 164H175V166L173 165ZM214 164V165H213ZM219 164V165H218ZM152 167H151V166ZM168 165V166H167ZM211 165H213L212 167H213V169H211L212 167H211ZM28 167H33L32 165H30V164H28L27 165ZM166 166V167H165ZM145 167V168H144ZM157 167H158V169H157ZM161 167V168H160ZM163 167H164V169H163ZM139 168V169H138ZM172 168H174L173 170H171ZM216 168V169H215ZM219 168V169H218ZM222 169V170H221ZM224 169V170H223ZM228 169V170H227ZM230 169V170H229ZM153 170V171H152ZM162 170H164V171H162ZM171 170V171H170ZM226 170V171H225ZM29 171H32V175L34 176H32L31 178H32V186L33 187H38L39 188V192H41V194H43L44 196H46L45 198H49L53 193V189H52V187H53V177H51V176H55V175H52V174H43V175H41V174H39V175H36V174H38V173H36V171H34V169L33 170H31V169H29ZM138 171V172H137ZM147 171V172H146ZM160 171V172H159ZM162 171V172H161ZM166 171V172H165ZM3 172V171H2ZM34 172H35V174H34ZM136 172V173H135ZM164 172L167 174H164ZM170 172V173H169ZM133 173V174H132ZM161 173L163 174V175H166L165 177L164 176H162L161 175ZM168 173L170 174V176L168 175ZM171 173H172V175H171ZM179 173V174H178ZM15 173H13V175H14ZM176 174V175H175ZM222 174H224V175H222ZM12 175V178H19V174L18 175H14L13 176ZM41 175V176H40ZM51 175V176H50ZM133 175V176H132ZM158 175H161V176H159L158 177ZM213 175V176H212ZM219 175H222L223 177H221V178H217ZM37 176V177H36ZM43 176V177H42ZM178 176V177H177ZM209 176V177H208ZM216 176V177H215ZM226 176V177H225ZM160 177H161V179H160ZM162 177H164L163 179H162ZM169 177V178H168ZM204 177V178H203ZM30 178V179H31ZM55 178V177H54ZM136 178V179H135ZM159 178V179H158ZM166 178H168V179H166ZM177 178V179H176ZM203 178V179H202ZM215 178V179H214ZM226 178V179H225ZM262 178V179H261ZM34 179V180H33ZM39 179V182H37V180ZM151 179H153V180H151ZM157 179V180H156ZM171 179V180H170ZM224 181H223V180ZM55 180V179H54ZM138 180V181H137ZM150 180V181H149ZM161 180V181H160ZM162 180H164V182L162 181ZM176 180V181H175ZM41 181V182H40ZM159 183H161V184H159ZM226 181L227 182H232L233 184H226ZM35 182V183H34ZM126 182V183H125ZM135 182V183H134ZM139 182V183H138ZM170 182V183H169ZM176 182V183H175ZM221 182V183H220ZM225 182V183H224ZM38 183H40V184H38ZM222 183H223V185H222ZM38 184V185H37ZM43 184H45V185H43ZM95 184V183H94ZM118 184H120V186L118 185ZM171 186H170V185ZM173 184H175V185H173ZM213 184H215V185H213ZM263 184V185H262ZM40 185H42V187L40 186ZM96 185V184H95ZM213 185V186H212ZM218 185H216V186H218ZM226 185V186H225ZM44 186V187H43ZM129 186V187H128ZM169 187V188H168ZM26 188H28L27 186H26ZM42 188V189H41ZM44 188V189H43ZM157 188V189H156ZM193 188V187H192ZM191 188V189H192ZM24 189V186L23 185H21V184H19L18 186H17V189L14 187V188H12V190H14V192H15V196H17V198H18V196H19V190H23ZM114 189V190H113ZM158 189H160V190H158ZM165 189V190H164ZM171 189V190H170ZM40 190H42V191H40ZM47 190V191H46ZM116 190V191H115ZM163 190V191H162ZM27 191V190H26ZM162 191V192H161ZM160 192V193H159ZM166 192H168V193H166ZM110 193V194H109ZM113 195H112V194ZM163 193V194H162ZM40 194V193H39ZM166 194V195H165ZM170 194V195H169ZM43 195H41V196H43ZM155 195V197H157ZM211 195V196H210ZM261 195V196H260ZM257 196V197H256ZM112 197V198H111ZM164 197V198H163ZM110 199V200H109ZM124 199H126V200H124ZM259 199H261V200H259ZM143 200H144V198H143ZM83 201H85V200H83ZM83 201H80V202H78V203H80V204H78V203H75V202H73V203H71L72 201H69V202H65L64 204H66V205H69V206H67L66 207V205H63V203L62 204H60V205H57V206H55V204L53 205V209L51 210V213H49V215L50 216H52V214H55V227H56V224H57V222L59 221V222H61L62 221V223H61V225H60V228L58 229V230H56L55 232L57 233V235L59 236V235H63V234H65V233H63V232H61V231H64L63 229H62V227H63V225H64V229H65V231H67V229L69 230V226H68V224H66L65 222L67 221V220H69V218L70 217H68V216H71L72 217V212L71 211H74V210H76L77 208L78 209H80V208H82V206H83V204H86V203H84ZM87 201V200H86ZM85 201V202H86ZM125 201V202H124ZM128 201V200H127ZM183 202V203H182ZM210 202H211V204H213V205H211L210 204ZM68 203H71V204H68ZM83 203V204H82ZM123 203V204H122ZM174 203V204H173ZM260 203V204H259ZM74 204H76V206L74 205ZM78 204V205H77ZM80 206V207H79ZM164 206V207H163ZM181 206V207H180ZM213 208H212V207ZM14 207V206H13ZM73 208H75L74 210H73ZM212 208V209H211ZM206 209V210H205ZM65 210V211H64ZM67 210V211H66ZM156 211V210H155ZM208 211H210V212H208ZM70 212H71V214H70ZM168 212V213H167ZM247 212V213H246ZM146 213V214H145ZM163 213V212H162ZM246 213V214H245ZM70 214V215H69ZM214 214V215H213ZM48 215V216H49ZM47 216V217H48ZM231 216V217H230ZM149 217H150V219H149ZM223 217V218H222ZM30 218V221H29V224H28V226H29V229H28V235H27V238L26 239H22V237L21 236H19V235H16L15 237H18V239L20 240V239H22L23 241H25V243L26 242H30V243H32V242H34V243H36V244H38V245H41V244H44V246H47V254H46V258H45V260H44V258H43V260L40 258V260L38 259L37 260V262L35 261V264H40V262H41V264H55V258L53 259V257L55 256V254H54V256H50V257H52V259H50L49 258V254L51 255H53V253L55 252V237L57 238L58 236H55L54 238L52 237L53 236V234H52V232H53V229H48V222H47V226H45L44 228L45 229H43L42 231L44 232V234H47V232H48V230H50V233H49V235H48V237L46 238V237H44L43 236V233H37V232H35L34 230H32V227L35 225L34 223H35V221L33 220L34 218H32L31 219V217H29ZM67 218V219H66ZM153 218V219H152ZM234 218H236V219H234ZM247 218V219H246ZM263 218V219H262ZM60 219V220H59ZM62 219V220H61ZM64 219H66V220H64ZM71 219V218H70ZM221 219V220H220ZM48 220V219H47ZM231 220V221H230ZM235 220H236V222H235ZM237 220L238 221H240V222H237ZM65 221V222H64ZM229 222V224H227V222ZM59 222H58V224H59ZM217 222V224H219V222H220V224H224L223 225V230H222V232L223 233H225L226 234V232H227V234L225 235H223L224 237H222V234L223 233H218L217 234V231H215L216 230V224L215 223ZM222 222V223H221ZM224 222H226V223H224ZM235 222V223H234ZM254 222H256L255 223V225L254 224H252V223H254ZM64 223V224H63ZM142 225H141V224ZM183 223V224H182ZM238 223H240V225H238ZM2 223H0V225H1ZM57 224V225H58ZM63 224V225H62ZM215 224V225H214ZM234 225L235 227H237L238 226V228H235L234 226H232V225ZM241 224L243 225V227H241ZM3 225V224H2ZM68 227H67V226ZM226 225H231L230 226V230L228 229V227L229 226H226ZM237 225V226H236ZM245 225V226H244ZM246 225H247V227H246ZM253 226L255 229H253V232L251 231L252 230V227L251 226ZM140 226V227H139ZM142 226H144V227H142ZM153 226V227H152ZM248 226H249V228H248ZM51 227V226H50ZM65 227H67V228H65ZM136 227V228H135ZM153 229H152V228ZM245 227V228H244ZM146 228H147V230H146ZM239 228H241V229H239ZM256 228L259 230V232L258 231H255L256 230ZM13 229H16V226L15 227H13ZM12 229V230H13ZM17 229L19 230V227H17ZM139 230V232L140 231H142L143 232V230ZM152 229V230H151ZM183 229V230H182ZM215 229V230H214ZM246 229V231H244ZM247 229H249L250 231H248ZM11 230V228L8 230V233H9V235L10 236H12L13 234H11L13 231ZM18 230H16V231H14V232H18ZM226 230V231H225ZM241 230V231H240ZM34 231V232H33ZM59 231V232H58ZM182 231V232H181ZM234 231V232H235ZM147 232H144V233H147ZM229 232V233H228ZM247 232H249V235H251L252 237V239H249L250 237H249V235L247 234V236H245V233H247ZM250 232L252 233V234H250ZM55 233V234H56ZM59 233V234H58ZM31 234H33V235H38V237H32V235ZM244 234V235H243ZM256 234V235H255ZM220 235V236H219ZM231 235V234H230ZM244 236V238L243 237H241V236ZM255 235V236H254ZM262 235V236H261ZM14 236V235H13ZM261 237V239H260V237L259 238H257V239H260L261 240V242L263 243H261L260 242V240L257 242V243H259L260 242V244H261V247H260V244H253V240H255L256 239V237ZM186 237V238H185ZM236 237V238H235ZM239 237H241L242 239H239ZM246 237V238H245ZM29 238H30V240H29ZM33 238V239H32ZM38 238V239H37ZM40 238H41V240H40ZM184 238V239H183ZM249 240H248V239ZM255 238V239H254ZM36 239L37 240H39V243H38V241H36ZM43 239V240H42ZM170 239V240H169ZM187 239V240H186ZM234 241L235 239L236 240H238V241H232V240ZM32 240V241H31ZM184 240V241H183ZM241 240V241H240ZM249 241V242H245V241ZM252 240V241H251ZM263 240V241H262ZM41 241H43L41 244H40V242ZM188 241V242H187ZM252 243H251V242ZM256 241L257 240H255V242L254 243H256ZM184 242H186L187 243V245H186V243H184ZM232 242V243H231ZM183 243V244H182ZM230 243V244H229ZM239 243V244H238ZM242 243V244H241ZM33 244V243H32ZM47 244V245H46ZM248 244H250V245H248ZM253 245H255V246H253ZM256 245L259 247H256ZM176 246H177V248H176ZM178 246H179V248H178ZM190 246V247H189ZM231 246V247H230ZM237 246H239V247H237ZM244 246V247H243ZM48 247H50V249H51V251L50 250H48L49 248ZM235 247V248H234ZM183 248V249H182ZM255 248H258L259 250H256ZM240 249H241V251H240ZM166 250V249H165ZM182 250H184V251H182ZM53 251V252H52ZM258 251H259V253H258ZM52 252V253H51ZM191 252V253H190ZM193 252H195V253H193ZM254 252V253H253ZM197 253H198V255H197ZM209 254V256L207 257V254ZM259 255H258V254ZM256 254V255H255ZM47 255H48V257H47ZM195 255V256H194ZM206 255V256H205ZM176 256H178V258L176 257ZM212 256V257H211ZM254 256V257H253ZM255 256H257V257H255ZM258 256H260L261 258L263 257V259H260V257H258ZM28 257V258H27ZM25 256L23 259H24V261L22 260V264H27V262H28V264L30 263L29 261L32 259V257L30 256V258H29V255L28 256ZM26 258H27V260H26ZM49 258V259H48ZM197 258V259H196ZM201 258V259H200ZM212 260H211V259ZM214 258V259H213ZM30 259V260H29ZM29 260V261H28ZM52 260H54V261H52ZM214 260V261H213ZM237 260V261H236ZM256 260V261H255ZM263 262H261V261ZM42 261H44V262H42ZM47 261V262H46ZM52 261V262H51ZM177 263H176V262ZM25 262V263H24ZM31 262L34 264V261H33V259L31 260ZM206 262V263H205ZM216 262V263H215ZM32 263H30V264H32Z\"/></svg>",
	"mask_w": 264,
	"mask_h": 264
},
{
	"label": "flooded vegetation",
	"instance_id": "3",
	"mask_svg": "<svg viewBox=\"0 0 264 264\" xmlns=\"http://www.w3.org/2000/svg\"><path fill=\"white\" fill-rule=\"evenodd\" d=\"M1 1V0H0ZM3 1V2H2ZM0 2V5L1 4H4V5H8L9 3V6L13 3V0H2ZM12 3H11V2ZM26 0H19L18 3L19 5H24L27 3V1L25 2ZM25 2V3H24ZM16 4H18L17 2H14ZM2 14V13H0ZM22 25V24H21ZM20 25V26H21ZM7 33V32H6ZM2 35V34H1ZM0 35V36H1ZM8 41L6 40H2L0 38V46L2 44L5 45V48H4V51L5 52H8L10 53V48L8 47V45H6ZM5 68H6V72L4 74H0V78L1 77H4V78H11V77H25L27 76L26 75V72L27 71H14V70H11V62L10 61H5ZM28 74V72H27ZM9 102V101H8ZM7 100H5V104L2 106L3 108V111L5 112V105L8 103ZM216 115V118H217V122L221 123L224 121H226V123L230 126V127H233L234 125H232V123H235V124H238V125H250L254 119H255V113L253 112H246V113H242L240 111H238L237 109H234V108H230L228 109V112L226 113H223V112H217L215 113ZM261 118H264V114L259 118V120L257 121V126H258V135L259 136H255L253 134H245L247 137L245 138L246 140V143L248 144V151H241L240 149H231L228 151V155L230 156V160L231 162L236 166L234 169H232L233 171L237 172V169L239 166L242 165V169L249 175L251 176H254L255 173H258L259 174V170L258 168H255L249 164H244L242 161V158L245 157V156H249V157H255V158H259L260 157V152L258 151L259 148L263 147L264 148V119H261ZM262 121V123H261ZM10 128L9 126L7 127H3V139L5 140L4 142H7L9 143L10 142ZM259 137V138H257ZM4 153V152H3ZM3 164H5V167L2 168L1 170V167H0V223L1 222H4V220L6 218L9 217L10 219V216H12L9 211L6 209L7 206L9 205L10 206H19L20 207V213L18 212V210L16 209V213H17V216L20 215V221L17 225H19V228H20V234L22 235L21 237H23L22 239H26L27 238V235H28V229H29V221L30 219L28 218L27 216V212H26V195H27V192H26V181L24 179L18 181V178H12V172H11V168H10V161H9V158H7V160L4 159V162ZM28 166H24L20 172H23L22 174L19 172V174L21 175H24L27 173L28 171ZM3 171V172H2ZM16 174V173H15ZM26 175H24L23 178L26 179L25 177ZM218 178H221V176H218ZM254 178V177H253ZM24 180V181H23ZM12 181L15 185L12 184ZM22 181L25 183H22ZM21 184L23 186H25L23 190H19V196L18 198L14 195L15 192L14 190H12V188H16L17 189V186ZM226 184H233L232 182H227ZM8 186V187H7ZM5 187V188H4ZM7 187V188H6ZM11 187V188H9ZM1 189H6L5 191H1ZM23 191V192H22ZM4 193V194H2ZM21 193V194H20ZM2 194V195H1ZM2 196V197H1ZM17 198V199H16ZM21 199V201H19ZM262 199V198H261ZM259 199V200H261ZM53 207V206H51ZM54 210V209H53ZM15 213V214H16ZM7 214V215H6ZM10 214V215H9ZM51 215V214H50ZM48 216L47 217V222H48V229H53V238L55 237V214H52V216ZM6 216V217H4ZM5 218V219H4ZM4 219V220H3ZM35 224V223H34ZM51 226V227H50ZM11 228V227H10ZM9 228V229H10ZM8 229V230H9ZM32 230H36V227L35 225L32 227ZM41 230H43V227L41 228ZM4 227H0V234H4ZM36 232V231H35ZM13 233V232H12ZM11 233V234H12ZM15 233V232H14ZM13 233V234H14ZM50 233V230H48L47 234H44L43 233V236L44 237H48ZM32 237H38V235H33L31 234ZM251 254H250V253ZM252 255V250L250 249H245V252L241 253V259H245V260H248V264H252L253 261H252V257H250ZM250 258V259H249ZM251 260V261H249ZM237 261V260H236ZM254 264V263H253Z\"/></svg>",
	"mask_w": 264,
	"mask_h": 264
},
{
	"label": "crops",
	"instance_id": "4",
	"mask_svg": "<svg viewBox=\"0 0 264 264\" xmlns=\"http://www.w3.org/2000/svg\"><path fill=\"white\" fill-rule=\"evenodd\" d=\"M54 89V88H53ZM53 93H55V91L54 90H52V92H49L48 93V90L46 91V93H43L42 95H46V96H48V95H51V94H53ZM13 96L16 100H14V98H9V102L5 105V114H4V127H7L8 126V124H9V128H10V142L9 143H7V142H5V145L6 146H4V150L6 149L7 150V152H5L4 151V159L5 160H7V158H9V161H10V168H11V172H12V174L13 173H17V171L19 172L25 165L27 166L28 164H30V165H32L33 167H29L28 168V170L29 169H31V170H33L34 169V171H36V173H42V174H44V173H54L55 172V151L53 150V149H55V110H53L52 109V107L53 108H55V105H53V104H55V99H54V95L55 94H53V95H51V97H52V102L50 103V104H34V105H37V108H36V106H34L33 104H31V105H28V104H24L23 103V101H22V97H21V95L20 94H18V93H13V92H11L10 93V96ZM19 102H21L22 104H18ZM54 102V103H53ZM53 103V104H52ZM52 104V105H51ZM22 105V106H21ZM25 105V106H24ZM41 106V108H39L38 106ZM45 105V106H44ZM27 106V107H26ZM29 106V107H28ZM31 106V107H30ZM49 106H51V107H49ZM26 107V108H25ZM33 107V108H32ZM28 108V109H27ZM31 108V114L33 115V116H36V117H32V118H30L31 119V121L33 122V121H36L35 119H37L38 118V116L36 115V112H37V114H38V110H39V113H41V114H46V115H42V117H41V114H39V121L41 122V126H42V128H41V126L39 127V126H37V129H36V127L33 129V131L37 134L38 132H37V130L39 129V128H41V129H39V130H41V132L39 133V136L41 135V137L39 138L38 137V135H35L36 137H35V139H39L38 141H41V140H43V141H41L43 144H44V152H45V150H46V152H48V154H44V152H42L44 155H40V154H37V156H39V157H32V156H27L26 157V155H28V154H26V152L25 151H23V149L26 147V145H25V140H23L22 141V139H23V137H19V136H17L16 134H15V132H14V134H13V123H15L16 125L15 126H22V124H25V122L28 124V125H30L31 123V121H30V119L28 120L27 119V117H31V115H30V112L28 113L26 110H28L29 111V109ZM34 108H36V109H34ZM42 108L44 109V110H42ZM25 110V112L26 113H28V114H26L27 116H22V115H24L25 113L23 112L24 110ZM33 109V110H32ZM48 110H50V111H48ZM32 111H33V113H35V114H33L32 113ZM40 111H42V112H40ZM45 111H48L49 113H45ZM23 112V113H22ZM50 112H51V115L49 116V114H50ZM21 113H22V115H21ZM8 114H9V117H8ZM47 114H48V116H47ZM21 115V116H20ZM30 115V116H29ZM19 116V117H18ZM44 116V117H43ZM49 117V119H51V121H49V119L47 118V117ZM21 117V118H20ZM22 117H23V119H22ZM53 117V118H52ZM35 118V119H34ZM41 118H43V119H41ZM46 118V119H45ZM21 119V120H20ZM26 119L28 120V121H26ZM30 121V122H29ZM27 126V125H26ZM36 130V131H35ZM42 138V139H41ZM19 139V140H18ZM12 140V141H11ZM17 141H19V142H17ZM25 141V142H24ZM44 141L45 142H47V143H44ZM22 143L24 144V146H22ZM13 144V145H12ZM18 144H19V146H21L22 147V151L21 150H19V152H17L18 151ZM17 147V148H16ZM21 147H19L20 149H21ZM24 147V148H23ZM10 148V149H9ZM16 148V149H15ZM9 149V150H8ZM14 149H15V151H14ZM12 153H11V152ZM11 154H9V153ZM20 152H22V153H20ZM24 152H25V154H24ZM45 152V153H46ZM5 153H7V154H5ZM15 153L17 154V153H19V155H15ZM23 154V155H22ZM13 155V156H12ZM41 156V157H40Z\"/></svg>",
	"mask_w": 264,
	"mask_h": 264
}]
</instances>
